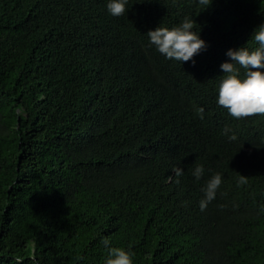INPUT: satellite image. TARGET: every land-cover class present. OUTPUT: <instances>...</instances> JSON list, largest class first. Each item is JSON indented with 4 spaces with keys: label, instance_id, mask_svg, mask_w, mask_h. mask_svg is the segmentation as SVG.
I'll return each mask as SVG.
<instances>
[{
    "label": "trees",
    "instance_id": "1",
    "mask_svg": "<svg viewBox=\"0 0 264 264\" xmlns=\"http://www.w3.org/2000/svg\"><path fill=\"white\" fill-rule=\"evenodd\" d=\"M108 2L0 0V264H106L105 238L134 264H264V115L218 104L264 0ZM185 17L207 47L181 63L147 32Z\"/></svg>",
    "mask_w": 264,
    "mask_h": 264
},
{
    "label": "clouds",
    "instance_id": "2",
    "mask_svg": "<svg viewBox=\"0 0 264 264\" xmlns=\"http://www.w3.org/2000/svg\"><path fill=\"white\" fill-rule=\"evenodd\" d=\"M211 0H199V4L205 9L210 5ZM128 0H109L107 10L113 16L119 17L128 10ZM202 9V10H203ZM195 20L185 17L177 26L171 29L158 26L155 30H149L147 35L150 43L166 59L187 62L205 49L207 45L200 38L197 31H193ZM258 47L249 49L240 47L229 49L226 53L230 61L223 62L220 67L225 74L220 82L218 90V104L227 109L229 114L239 120L250 116L264 115V24L259 25L252 34ZM245 70L243 78L240 76V69ZM197 114L203 119L204 108L196 109ZM230 128L226 127L227 134ZM236 139L235 134L229 137ZM177 177L183 174L181 168L173 169ZM204 173L203 165H198L193 171L197 180ZM178 182V181H177ZM222 183V175L215 173L206 183L203 189L204 198L200 201L201 211L205 210L208 203L215 199L216 193ZM247 183V176L241 175L238 184ZM108 252L106 264H134L135 253L122 247H112L110 239L102 240ZM17 264H21L22 257L16 256Z\"/></svg>",
    "mask_w": 264,
    "mask_h": 264
}]
</instances>
